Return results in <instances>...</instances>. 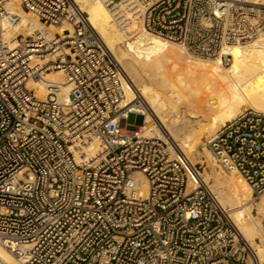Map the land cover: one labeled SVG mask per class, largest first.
Listing matches in <instances>:
<instances>
[{
    "label": "built area",
    "instance_id": "2783aa9c",
    "mask_svg": "<svg viewBox=\"0 0 264 264\" xmlns=\"http://www.w3.org/2000/svg\"><path fill=\"white\" fill-rule=\"evenodd\" d=\"M9 2L0 0V245L21 264H261L201 165L160 131H141L146 101L78 4L18 0L43 25L71 26L45 41L7 37L18 22ZM103 2H122L127 23L225 65V46L264 32V2ZM52 70L70 88L65 96L55 83L40 98L29 83ZM203 146L252 195L264 192V111H240Z\"/></svg>",
    "mask_w": 264,
    "mask_h": 264
},
{
    "label": "bare ground",
    "instance_id": "6f19581e",
    "mask_svg": "<svg viewBox=\"0 0 264 264\" xmlns=\"http://www.w3.org/2000/svg\"><path fill=\"white\" fill-rule=\"evenodd\" d=\"M74 1L144 97L148 110L141 131L148 134L157 129L169 137L175 153H181L191 164H206L209 171H201L203 180L264 264V194L252 202L250 187L241 174L213 156L202 140L244 109L264 111V32L246 43L225 46L224 52L231 55L225 65L218 58L191 55L178 44L139 27L132 19L127 23L122 19L129 16L122 2L112 9L103 0ZM8 6L18 15V22L6 32L8 38L41 32L48 41L56 32L71 30L67 23L43 25L23 10L18 0H10ZM62 77L58 70L43 72L29 85L36 88L38 97L44 98L48 86L57 83L66 96L70 85ZM153 96L158 99L153 100ZM86 156L90 157L91 152L86 150ZM188 179L192 184V177ZM0 264L21 263L0 245Z\"/></svg>",
    "mask_w": 264,
    "mask_h": 264
},
{
    "label": "rangeland",
    "instance_id": "374dc122",
    "mask_svg": "<svg viewBox=\"0 0 264 264\" xmlns=\"http://www.w3.org/2000/svg\"><path fill=\"white\" fill-rule=\"evenodd\" d=\"M28 14H30V13H28ZM45 26H48V25H45ZM151 34H153V33H151ZM153 35H155V36H158V35H156V34H153ZM160 37V36H159ZM160 38H162V37H160ZM164 41H168V40H166V39H164V38H162ZM168 42H171V41H168ZM173 43V42H172ZM244 43H246V42H244ZM58 76H60L59 75V73H58ZM61 77V76H60ZM63 78V77H62ZM158 99V97L157 96H153V100H157ZM152 117V116H151ZM153 118V117H152ZM154 119V118H153ZM127 122L129 123V124H136V125H140L141 123H142V116H139V115H134V114H130L129 116H128V119H127ZM155 130H157V129H155ZM151 131V130H150ZM203 141H204V138L202 139ZM197 164H200L201 165V167H202V170L204 171V168H205V170H207V171H209V168L208 167H206V164L205 163H197ZM264 194V192H262V193H260L259 195H252L253 197H252V202H255V201H257L262 195ZM255 214V213H254ZM262 223H264V220L262 219Z\"/></svg>",
    "mask_w": 264,
    "mask_h": 264
}]
</instances>
